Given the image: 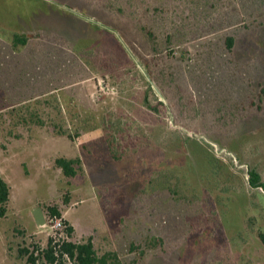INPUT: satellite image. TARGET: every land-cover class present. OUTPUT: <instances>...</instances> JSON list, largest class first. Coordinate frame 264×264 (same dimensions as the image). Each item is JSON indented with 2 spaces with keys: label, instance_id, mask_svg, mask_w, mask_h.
Masks as SVG:
<instances>
[{
  "label": "rangeland",
  "instance_id": "374dc122",
  "mask_svg": "<svg viewBox=\"0 0 264 264\" xmlns=\"http://www.w3.org/2000/svg\"><path fill=\"white\" fill-rule=\"evenodd\" d=\"M263 90L264 0H0V264H264Z\"/></svg>",
  "mask_w": 264,
  "mask_h": 264
},
{
  "label": "trees",
  "instance_id": "16d2710c",
  "mask_svg": "<svg viewBox=\"0 0 264 264\" xmlns=\"http://www.w3.org/2000/svg\"><path fill=\"white\" fill-rule=\"evenodd\" d=\"M16 42L20 44L25 43L24 40L20 38H17ZM233 45L234 39L231 37L227 38L228 50H231ZM262 95L264 98V90L262 91ZM78 163L79 160L77 159L60 158L56 160V165L62 169L64 175L67 177H75L78 174L76 170V165ZM248 176L250 187L264 191V182L261 181V177L256 171L250 170ZM10 197L11 187L0 174V218L7 215ZM57 216L61 219L59 213H57ZM63 225H66L65 222H63ZM66 229L67 233L71 236L73 233L72 228L67 227ZM259 238L264 245V232L259 234ZM24 254L28 255L29 264H36L38 261V256H35V252L29 253L25 250ZM40 255L43 256L49 264H63L65 255L68 256L70 260H73L75 264H109L112 260L111 254L99 257L94 250V245L91 240L86 243H73L67 242L66 240L56 243L53 240H50L47 249L42 251Z\"/></svg>",
  "mask_w": 264,
  "mask_h": 264
},
{
  "label": "water",
  "instance_id": "95a60500",
  "mask_svg": "<svg viewBox=\"0 0 264 264\" xmlns=\"http://www.w3.org/2000/svg\"><path fill=\"white\" fill-rule=\"evenodd\" d=\"M32 215L34 217V220L37 224V226L42 227L47 224L45 214L42 210V208H36L32 211Z\"/></svg>",
  "mask_w": 264,
  "mask_h": 264
},
{
  "label": "built area",
  "instance_id": "2783aa9c",
  "mask_svg": "<svg viewBox=\"0 0 264 264\" xmlns=\"http://www.w3.org/2000/svg\"><path fill=\"white\" fill-rule=\"evenodd\" d=\"M64 258H65V259H67V260H70V258H69L68 256H66V255H65V257H64Z\"/></svg>",
  "mask_w": 264,
  "mask_h": 264
}]
</instances>
